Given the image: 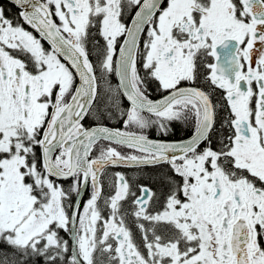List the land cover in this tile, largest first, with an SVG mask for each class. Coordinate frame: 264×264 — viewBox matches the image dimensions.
Segmentation results:
<instances>
[{
    "label": "snow or ice",
    "instance_id": "6c2138e0",
    "mask_svg": "<svg viewBox=\"0 0 264 264\" xmlns=\"http://www.w3.org/2000/svg\"><path fill=\"white\" fill-rule=\"evenodd\" d=\"M0 264H264V0H0Z\"/></svg>",
    "mask_w": 264,
    "mask_h": 264
},
{
    "label": "flooded vegetation",
    "instance_id": "af4514ba",
    "mask_svg": "<svg viewBox=\"0 0 264 264\" xmlns=\"http://www.w3.org/2000/svg\"><path fill=\"white\" fill-rule=\"evenodd\" d=\"M13 11H14V9H13ZM113 82L115 83V79L113 80ZM175 129H176V131H175V135H173V136H169V137H167L166 139H169V140H172V139H179V138H181V137H183V136L186 135V132L182 130V127H181L180 125H176V126H175ZM151 135H152L153 138H155V135H156V134H155V132L153 131V132L151 133ZM118 170L126 171V174H127L129 177H132V176L136 175L135 170H124V169H118ZM151 171H152V170H147V172H151Z\"/></svg>",
    "mask_w": 264,
    "mask_h": 264
}]
</instances>
